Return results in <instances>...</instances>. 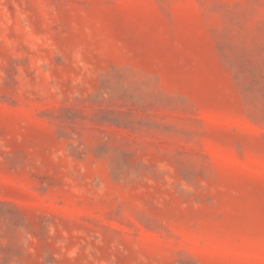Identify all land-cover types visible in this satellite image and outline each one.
I'll list each match as a JSON object with an SVG mask.
<instances>
[{
	"label": "rangeland",
	"instance_id": "obj_1",
	"mask_svg": "<svg viewBox=\"0 0 264 264\" xmlns=\"http://www.w3.org/2000/svg\"><path fill=\"white\" fill-rule=\"evenodd\" d=\"M0 264H264V0H0Z\"/></svg>",
	"mask_w": 264,
	"mask_h": 264
}]
</instances>
